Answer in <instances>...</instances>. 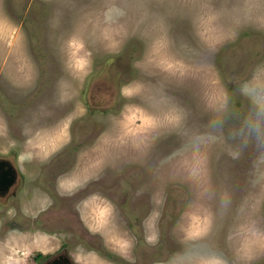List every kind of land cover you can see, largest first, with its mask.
<instances>
[{"label":"rangeland","instance_id":"1","mask_svg":"<svg viewBox=\"0 0 264 264\" xmlns=\"http://www.w3.org/2000/svg\"><path fill=\"white\" fill-rule=\"evenodd\" d=\"M111 56H121L117 67L128 62L132 69L121 96L157 111L128 105L102 117L99 144L93 152L80 149L77 169L101 159H140L162 142L153 161L154 200L159 206L168 190L183 205L163 231L173 242L154 264H264V0H0V155L19 153L18 163L32 171L31 162L45 156L40 147L57 143L68 126L52 127L49 114L71 107L68 122L82 120L80 94L104 61L108 72L98 79L115 85ZM56 66L51 105L34 106L41 115L34 122L16 117L11 104L41 87L39 67ZM77 169L73 183L86 176ZM137 180L130 183L142 192ZM30 196L22 203L34 217L49 202L36 205ZM13 214L0 207V264H33L38 253L45 257L61 245L76 264H134L131 235L106 244L119 263L87 253L71 232L23 228ZM107 221L97 213L91 227Z\"/></svg>","mask_w":264,"mask_h":264},{"label":"flooded vegetation","instance_id":"2","mask_svg":"<svg viewBox=\"0 0 264 264\" xmlns=\"http://www.w3.org/2000/svg\"><path fill=\"white\" fill-rule=\"evenodd\" d=\"M120 57H110V59L114 58L111 62L113 67H116L117 75L114 81L116 82L115 85L111 84L113 88L108 82L101 81L97 76L101 72L102 75H105L106 71L108 72L106 61L89 74L87 83L80 94L86 108L82 120L78 122L76 119H72L71 122H68L71 107L67 111L65 109L55 112L54 110L53 114H49L47 121L53 123L52 127L58 123H68V126L61 140L57 143H51L49 147L44 145L40 147V153H46L35 166L34 162H31L32 171L25 170V166L28 165L26 161H22L23 165L18 163L19 153L12 154L8 152L0 155V181L4 183L0 188V207L11 212L14 211L12 220L15 223L14 218H21L20 224L23 225V228L32 223L37 228L46 229L54 234L71 232L85 242L87 253H92L99 258L101 257L100 259H107L108 261L109 259H111L110 261H119L120 259L110 254V249H108L110 247H107L108 243L110 246L114 243L119 244L117 239L120 243L125 242L126 235L130 241L131 235L134 240L131 250L135 256L134 261L131 262L134 264H154V260L164 257L162 250L168 242H173L171 239H164L163 231L171 227V216L173 214L174 216L179 215L183 205V202L177 199L178 196L174 195L172 197L168 190L167 193L164 191L159 206L156 205V200H154L156 188L153 186V169L155 166L153 161L156 153L159 152L156 150L159 147L161 149L164 147L163 143L160 142L159 147L152 148L148 153L145 150L140 158L143 161L137 157L128 160L132 162L126 161L127 163H124L122 161V164H120L114 161L115 158H108L109 160L101 159L96 167H89L86 171L82 168L77 169V155L80 149L83 147L93 152L99 144L98 138L104 130L102 117L106 115L109 117L114 116V113L119 114L128 105H133L140 110L145 108L147 113L156 114L157 109L155 111L150 105H142L136 102L135 99L130 100L121 96V87L129 81L127 79H130L132 69L128 62L125 66L117 67L115 58ZM39 69L41 71H39L37 77V85L41 87H38L37 90H35V87L30 93H25L19 101L11 104V108H15L14 113L16 114L14 115L16 117L19 115L21 119L28 118L31 122L38 120L41 116L39 113H35L38 112L37 110H32L34 106L43 101H45L47 107L51 105L47 97L49 96L51 99L52 89L60 77L59 69H61V66H59V69L57 66L53 69L50 68L49 71H42L45 69L44 67H39ZM44 85L51 88L48 94H45ZM67 102L73 106L70 100L66 101L65 104ZM40 111L44 112L43 109ZM66 112L68 114H65ZM137 118H139V115H137ZM27 140H20L21 142L16 140V142L21 144L22 141L26 143ZM165 148L167 154L170 148L169 150L167 147ZM30 158L32 157L30 156ZM94 163L96 162L93 161L92 165ZM117 165H120L118 172H116ZM74 169L75 171L77 169V173L86 172V176L82 181L72 182L71 177L75 175ZM31 176H36V179L32 181ZM134 178L138 179L137 182L142 183L140 185L144 184L142 192H137L136 186L130 183ZM32 192L36 195L30 196ZM38 192H41L39 196L43 199L45 197L46 202L49 203L40 206L35 211L36 216L29 217L24 210L22 200L26 201L30 196L33 199L31 201L37 205L40 200H43L36 197ZM99 200H104L105 203L101 204L98 202ZM175 201L176 203H174ZM101 212L107 214V223L103 225L102 222H97V225L96 223L93 224L103 227H91L96 214ZM83 213H86L87 219H90L88 222L84 221ZM153 215H158L160 218L156 220ZM155 222H157V225ZM156 226L161 232L159 237L155 233ZM152 236L155 237L154 243L150 242L149 239ZM107 239L109 241H106ZM226 251H229V248H226ZM111 252H115V250ZM37 255L35 257L38 258L33 261V264H52V262H56L54 264H76L69 255L68 248L63 245L45 257L39 253ZM119 263H121V260ZM129 264L131 263L129 262Z\"/></svg>","mask_w":264,"mask_h":264},{"label":"clouds","instance_id":"3","mask_svg":"<svg viewBox=\"0 0 264 264\" xmlns=\"http://www.w3.org/2000/svg\"><path fill=\"white\" fill-rule=\"evenodd\" d=\"M80 62H82L83 63V65L86 63V61H84V60H81ZM150 239V242H155V237H150L149 238Z\"/></svg>","mask_w":264,"mask_h":264},{"label":"snow or ice","instance_id":"4","mask_svg":"<svg viewBox=\"0 0 264 264\" xmlns=\"http://www.w3.org/2000/svg\"><path fill=\"white\" fill-rule=\"evenodd\" d=\"M76 46L79 47V45H76ZM77 67L82 68L83 67V63L78 61L77 62Z\"/></svg>","mask_w":264,"mask_h":264},{"label":"water","instance_id":"5","mask_svg":"<svg viewBox=\"0 0 264 264\" xmlns=\"http://www.w3.org/2000/svg\"><path fill=\"white\" fill-rule=\"evenodd\" d=\"M10 182L12 181L11 179L9 180ZM3 182L2 181H0V188L3 186ZM62 257V256H61ZM54 263H56V262H52V264H54Z\"/></svg>","mask_w":264,"mask_h":264}]
</instances>
